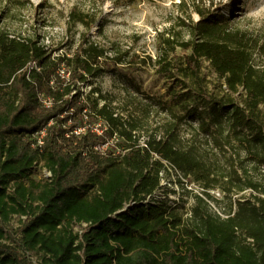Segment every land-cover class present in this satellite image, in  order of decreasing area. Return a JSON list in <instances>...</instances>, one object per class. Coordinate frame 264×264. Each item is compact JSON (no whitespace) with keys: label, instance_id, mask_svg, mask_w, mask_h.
Returning a JSON list of instances; mask_svg holds the SVG:
<instances>
[{"label":"trees","instance_id":"trees-1","mask_svg":"<svg viewBox=\"0 0 264 264\" xmlns=\"http://www.w3.org/2000/svg\"><path fill=\"white\" fill-rule=\"evenodd\" d=\"M191 8L180 31L162 35L157 59L85 34L72 55L53 57L39 35L0 28V264H36L34 254L39 264H264V67L255 63L264 44L213 4ZM97 16L74 8L68 23L89 31ZM178 48L187 54L175 64ZM203 59L224 80L221 95L206 90ZM146 65L176 80L171 98L158 102L170 117L160 133L144 134L141 119L117 113L99 89L83 91L90 78ZM186 120L227 155L228 175L195 148L182 149L177 129ZM44 127L45 145L34 148L32 135ZM167 164L206 194L218 187L225 196L253 195L225 218L196 206L195 222L185 225L159 195ZM247 164L260 178L249 176ZM40 169L51 175L39 177ZM76 225L85 226L81 233Z\"/></svg>","mask_w":264,"mask_h":264},{"label":"rangeland","instance_id":"rangeland-1","mask_svg":"<svg viewBox=\"0 0 264 264\" xmlns=\"http://www.w3.org/2000/svg\"><path fill=\"white\" fill-rule=\"evenodd\" d=\"M29 1V4L19 6L16 2L0 0V28L16 36L39 35L41 44L53 51V57L72 55L85 34L87 40L100 45L110 47L111 44H116L122 49L131 48L140 57L150 55L157 59L162 49V35L168 31H180L181 19L186 18L192 11L193 3L198 2L207 7L213 4L223 15L234 19L235 27L248 31L264 44V0H135L132 3L129 0ZM74 8L97 13V23L91 30L86 31L78 23H68V14ZM192 15L195 20L198 19L196 14ZM183 36L188 37L185 33ZM186 54L187 52L178 48L171 58L175 64H179ZM255 63L264 67V52L256 54ZM130 69L132 68L118 67L107 74L90 78V84L83 86V91L87 94L92 88L99 89L117 109V113L141 119L145 128L144 134L160 133L170 117L159 108L158 102L171 98L176 80L172 82L151 65ZM200 73L209 93L221 95L225 91L224 80L214 72L206 59L202 60ZM236 97L244 104L246 97L242 90ZM262 110L264 112L263 108ZM196 127L195 121L186 120L177 129L182 149L195 148L198 157L218 162L217 171L228 175L225 162L227 155L219 154ZM145 139L146 136L142 143ZM241 156L244 157V154ZM247 167L249 176L260 178L263 173L251 164H247ZM39 172V177L45 174L48 176L41 169ZM240 172L242 173L241 169ZM161 175L163 192L159 195L164 194L166 200L175 207L178 216L185 221V225L195 222L193 209L196 206L200 212L225 218L226 212L232 206L236 209L235 203L238 199H250L253 195L251 190H246L225 196L218 187L207 190L206 194V190L198 182L184 177L169 164ZM11 223L17 229L21 224L20 218L14 216ZM84 227L76 225L74 231L81 233ZM31 257L34 263L39 264L40 257L35 254Z\"/></svg>","mask_w":264,"mask_h":264},{"label":"built area","instance_id":"built-area-1","mask_svg":"<svg viewBox=\"0 0 264 264\" xmlns=\"http://www.w3.org/2000/svg\"><path fill=\"white\" fill-rule=\"evenodd\" d=\"M45 104H46L47 106H50V105H51V102L48 101V100H45ZM100 125H101V124L99 123L98 125H95V127H94V129H95L99 134L102 133V131H100V129H99ZM80 131H82V130H80ZM80 131H77V133H79ZM47 133H48L47 128L44 127V128H42V129L36 131V132L32 135V136H33V147H34V148H42V147L45 145V139H46V137H47ZM107 145H108V144L99 145V146L96 147V149L99 150V151H104V150H106ZM45 173H47V175H48V176H45V175H46V174H45V175H44L45 177H49V176L51 175L49 172H46V171H45Z\"/></svg>","mask_w":264,"mask_h":264}]
</instances>
